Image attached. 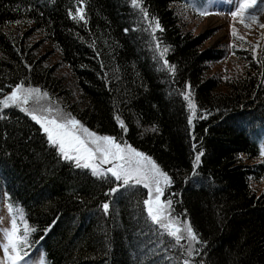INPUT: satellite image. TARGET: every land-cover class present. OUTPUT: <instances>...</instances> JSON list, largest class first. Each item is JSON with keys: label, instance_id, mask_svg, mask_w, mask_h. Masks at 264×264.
Here are the masks:
<instances>
[{"label": "trees", "instance_id": "trees-1", "mask_svg": "<svg viewBox=\"0 0 264 264\" xmlns=\"http://www.w3.org/2000/svg\"><path fill=\"white\" fill-rule=\"evenodd\" d=\"M207 6L0 0V100L39 88L61 115L151 157L171 178L170 215L199 241L189 255L152 221L144 188L63 159L11 105L0 111V204L19 251L44 264H264V195L251 187L264 176V58L236 51L235 67L212 70L227 51L206 47L212 36L187 30L181 14Z\"/></svg>", "mask_w": 264, "mask_h": 264}, {"label": "snow or ice", "instance_id": "snow-or-ice-1", "mask_svg": "<svg viewBox=\"0 0 264 264\" xmlns=\"http://www.w3.org/2000/svg\"><path fill=\"white\" fill-rule=\"evenodd\" d=\"M133 2L135 3L136 0H133ZM237 2L238 7L235 11L231 12V15L233 17L239 16L242 24L245 22V18L256 21L257 13H264V0H259V4L257 0H237ZM250 9L256 11L250 13ZM200 14L205 15L206 12H201ZM80 18L83 19V16ZM17 23H19V21H17ZM157 27H159L158 22ZM245 27H250V25L245 24ZM260 27L264 28V23H261ZM232 33L233 35L237 34L235 28L232 29ZM238 38L243 39V37ZM164 51L166 52L167 49L165 48ZM47 96L48 93L43 92L41 94L39 88H24L22 84L17 85L10 96H7L4 100H0V106H2L0 107V111L10 105L19 106L21 103L28 104L29 98L38 102L37 97L43 99V97ZM185 99L188 100V106L190 109H193V115H195L194 103L187 95ZM21 110L25 112L29 111L26 108H21ZM41 111L51 112L52 109H41ZM29 114L33 120L40 124L43 131L47 134V140L50 145L58 149L63 159L73 161L76 167L89 169L92 175L97 177H102L106 173H111V176L117 181H122L123 185H129L131 181H134L135 184H143L145 188L149 189V199L145 200L144 204L147 206V211L152 221L165 229L168 235L174 237L176 243H179L181 239L185 238L180 234L182 231L181 227L174 226L180 222L175 218L169 219L170 212L168 210L170 209L171 200L166 201L167 208L165 204H162L160 201V195L163 193V189L160 187L161 180H163L164 184L167 186L171 184V178L160 169L151 157L137 151L130 145L122 147L121 144L117 142L116 138L112 136H101L97 135L95 132L89 131V129L85 128L75 117L63 116L58 110L56 116L51 118ZM117 119L119 120V117H117ZM189 123H192L191 119H189ZM120 125L125 131L127 130L124 127L123 121H120ZM78 131L86 134L90 140L86 141L82 139L80 135H77ZM89 144L94 145V147H90ZM261 154L264 155V151H262ZM202 155V152L195 155L193 161L194 168L201 162ZM97 159H99L101 163H109L111 161H123V163L114 164V166L108 168L105 173L101 170L99 164L94 163ZM142 161L146 163H142ZM153 185L155 186V192L159 194L156 196L155 200L152 199ZM113 191H115V189ZM103 209L105 213H107L109 205L107 203L103 204ZM166 212H168V215H165ZM165 220L168 222L165 223ZM15 227V221L13 220V231L7 234L9 244L13 251L16 250V243L14 242ZM183 232L187 234V238L190 241L199 242L197 235L194 233L189 223L184 222ZM9 244L3 245L6 255L8 254ZM188 254H192L191 245H189ZM9 258L15 261L18 257ZM41 264H44V262L41 261ZM184 264H188V261H185Z\"/></svg>", "mask_w": 264, "mask_h": 264}, {"label": "rangeland", "instance_id": "rangeland-1", "mask_svg": "<svg viewBox=\"0 0 264 264\" xmlns=\"http://www.w3.org/2000/svg\"><path fill=\"white\" fill-rule=\"evenodd\" d=\"M257 2L259 4V0H257ZM237 7H238L237 0H231V2L230 0H208V6L206 7V9L203 10V12H206V14L203 15V17L201 18H198V16H201V14L196 16L192 11L190 12L185 10L181 11V14L183 16V21L185 22V27L187 30H190L192 33L201 36L202 35L205 36L207 35V37L212 36L209 40L205 42L206 47L222 48L225 51H227L224 59L218 64L212 66V70L214 71H219L224 66L227 68L235 67L238 64L236 62L237 59L234 57V55H236V51L251 52L252 55L255 56L260 55L264 58V28L260 27V24L264 23V13H257L256 21H251L245 18V22L242 24L240 22L241 18L239 16L233 17L231 15V12L235 11ZM254 11L256 10L254 9L249 10L250 13ZM245 24L250 25V27H245ZM233 28L236 29V33H237L236 35H233L232 33ZM238 37H243V39H240ZM11 93L8 96H10ZM37 99L38 102L34 101L32 98H29L28 104L21 103L19 106L16 107H19L20 109L21 108L28 109L29 110L28 112L25 111L23 112L26 115H28L30 118L31 115L29 113L37 116H47L49 118L53 117L55 115V111L57 112V110L60 113V109L56 106V104L53 101H50L47 97H43V99H39L37 97ZM47 108H51L52 111L51 112L41 111V109H47ZM33 121L40 127L42 132L47 137V134L43 131L40 124H38L35 120ZM77 135H80L81 138L85 139L86 141L90 140V138L87 137V135L82 132L78 131ZM89 146L94 147V145L91 144H89ZM259 161L264 162V157L261 160H258V162ZM94 163L99 164L101 170L106 173V170L108 168H112L114 164L123 163V161H111L109 163H101V161L97 159L94 161ZM142 163H146V162L142 161ZM106 174H109L111 176V173H106ZM119 182L122 183V181ZM130 184L132 186H140L144 188L146 192V200L149 199V189L145 188L143 184H135L134 181H131ZM167 186L164 184L163 180H161L160 187L163 189V192ZM251 187L258 194L264 195V176L259 181L252 182ZM152 188H153L152 199L155 200L156 196L159 194L155 192L154 185L152 186ZM160 201L162 202V204H165V207L167 208L166 200L163 197V193L162 195H160ZM145 207L147 210L146 205ZM165 215H168V212H166ZM172 218L173 217L169 215V219ZM164 222L167 223L168 221L165 220ZM18 223H19L18 228L21 232V237L19 238L24 243L25 241L24 236L29 232V228L25 220L22 218V216L21 217L18 216ZM183 224L184 222L180 221V223L175 224L174 226L181 227L182 231L180 234H182L185 238L181 239L180 241H183V245L184 247H186L187 249L186 251L189 253V245H191V250L193 251L196 242L190 241L187 238V234L183 232ZM12 231H13V223L9 214V210L5 204L1 203L0 204V264H41L42 261L41 252H38L30 256V255H26L22 251H19L17 249V246H16V250L13 251L11 245L9 244V239L7 235ZM164 231L166 230L164 229ZM16 241L17 240L15 238L14 242L16 243ZM6 244H9L7 255L5 254L3 247V245ZM9 257H18V258L15 261H13Z\"/></svg>", "mask_w": 264, "mask_h": 264}]
</instances>
